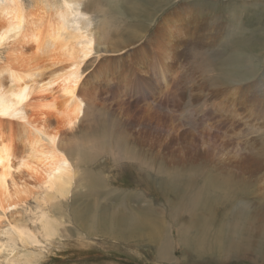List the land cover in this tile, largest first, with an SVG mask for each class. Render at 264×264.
I'll return each instance as SVG.
<instances>
[{"label":"rangeland","instance_id":"374dc122","mask_svg":"<svg viewBox=\"0 0 264 264\" xmlns=\"http://www.w3.org/2000/svg\"><path fill=\"white\" fill-rule=\"evenodd\" d=\"M83 3H90L91 30L114 52L89 58L85 116L64 130V144L72 155L92 141L102 139L105 147L91 163L75 159L66 199L44 204L36 190L7 212L0 244H7L3 232L16 223L38 233L41 243L0 251V264H254L238 255L221 263L204 250L220 224L239 231L253 209L264 213V0ZM8 48L0 50V66L12 44ZM19 48L27 68L44 66L46 80L67 64L55 61L58 49L36 54L34 44ZM160 58L174 65L162 81L149 72ZM51 91L64 100L57 86ZM159 137L173 141L169 149L157 145ZM202 195L217 211L204 229L195 226ZM139 210L147 228L135 225ZM42 211L60 224L53 242L40 234ZM193 240L197 245L189 246ZM165 244L169 256L162 259ZM255 264H264V256Z\"/></svg>","mask_w":264,"mask_h":264},{"label":"bare ground","instance_id":"6f19581e","mask_svg":"<svg viewBox=\"0 0 264 264\" xmlns=\"http://www.w3.org/2000/svg\"><path fill=\"white\" fill-rule=\"evenodd\" d=\"M83 1L63 0L60 4H52L49 0H30L27 5L23 0H0V50L12 44L5 64L0 66V220L6 217L10 209H16L32 197L36 190L44 195V204H51L56 198L66 199L76 176L75 159L81 156L84 162L91 163L104 150L102 139L97 143L92 141L77 155H72L64 144V130L72 131L85 116L86 104L82 93L89 81L83 75L89 65V58L93 53L114 52L102 45L99 32L91 30V21L87 15L90 3L84 4ZM17 43L19 47L34 44L36 54H47L58 49L59 54L56 56H60V59L55 61H65L67 64L46 80V75L41 73L43 65L37 63L36 67H26L27 62L20 55L22 48H15ZM105 59L98 63L95 61L97 66L93 65L99 67ZM20 60H23V65H13L14 61L19 63ZM160 60L159 65H153L149 71L155 73L151 75L153 79L156 73H160V76L170 73L174 66L173 61L167 62L171 60L169 58ZM142 67L144 71L150 68L145 64ZM164 78L163 75L160 80ZM147 80L152 83L150 79ZM155 81L159 82L158 79ZM55 86L64 97L62 102L51 91ZM158 129L154 131L160 132ZM161 140L165 138H156L155 142L163 147L165 143ZM168 140L164 149H169L173 143L171 139ZM96 180L90 176L88 181L93 184ZM198 200L202 204L203 213L195 220V226L204 229L213 223L215 203L203 195L198 196ZM144 211H138L139 217L137 213L132 216L137 221L136 226L147 228ZM261 216L264 213H260L258 208L253 209L239 231L230 229L227 224H220L210 246L204 250L205 253L218 257L221 263L229 259L230 255L249 257L251 263H259L264 256V222ZM38 220L41 223L42 239L53 242L59 234L58 221L43 211ZM8 226L10 230L3 232L8 241L7 244H0V251L14 252L16 244L27 248L41 243L38 233L31 228L17 223ZM187 241L184 240L185 246ZM196 245L194 240L189 242V246ZM161 249V258H167L169 245ZM201 251L197 254H202Z\"/></svg>","mask_w":264,"mask_h":264}]
</instances>
